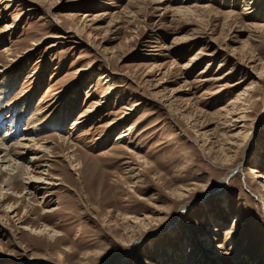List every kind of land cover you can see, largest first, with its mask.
I'll list each match as a JSON object with an SVG mask.
<instances>
[{
	"label": "rangeland",
	"instance_id": "1",
	"mask_svg": "<svg viewBox=\"0 0 264 264\" xmlns=\"http://www.w3.org/2000/svg\"><path fill=\"white\" fill-rule=\"evenodd\" d=\"M3 68L0 264H264V0H0Z\"/></svg>",
	"mask_w": 264,
	"mask_h": 264
},
{
	"label": "bare ground",
	"instance_id": "2",
	"mask_svg": "<svg viewBox=\"0 0 264 264\" xmlns=\"http://www.w3.org/2000/svg\"><path fill=\"white\" fill-rule=\"evenodd\" d=\"M11 28V26H6V28L3 30V31H8L9 29ZM7 51L8 50H5L4 52L7 54ZM8 55V54H7ZM4 70L3 69H0V72H2ZM105 77V76H104ZM221 79V78H220ZM22 97V96H20ZM239 98V97H238ZM21 100V99H20ZM19 101V99H18ZM19 103V102H18ZM243 117V116H242ZM115 123V122H114ZM77 124V122H76ZM10 130V129H9ZM7 131L5 133L4 136L6 135H10L12 134L11 131ZM16 132V131H15ZM131 132H124L120 137H118V139H123L125 138L127 135H129ZM14 136V135H13ZM8 137V136H7ZM7 140V139H6ZM29 143H32L33 145H36L37 146V150L41 149L40 147L41 144H38L36 139H33V138H26L25 135H21V138L19 141L15 142L14 144H11L10 147L9 145H6V141L0 137V152H2L3 156L0 157L1 160L0 162L3 164H0V173L3 171V170H9V171H12L10 172L8 178L6 179L5 181V185H4V188L6 189H11L12 191L14 190L15 188V181L17 180V178L19 177H23V179H25L23 182L28 184L29 187H31L35 192L39 191L40 188V184L42 183H47V184H51L49 182H46L44 181L45 179L41 178V176H34V175H31V172L32 171H29V167L28 166H23L21 165L20 163L14 161L15 158L11 159L12 158V154L15 152H13L12 148L13 147H21V148H26L29 147ZM29 145V146H28ZM24 151V150H23ZM28 151V150H27ZM24 153V152H23ZM1 154V153H0ZM247 154V153H246ZM11 160V161H10ZM69 165L71 168L74 167V165H76V163L74 164L73 161H70L69 162ZM4 169H2V168ZM8 167V168H6ZM252 172H256L254 169H251ZM235 170L233 171H230V173L225 177V179L223 180V182L219 185L220 186H224V184H226V182L229 180V178L231 177V175L234 173ZM42 173V172H41ZM225 181V182H224ZM260 201L263 199L262 196L261 198H259ZM30 229V228H29ZM44 230H40L39 232H43ZM134 244V243H133ZM219 255H222V253H220ZM59 257L61 258V256L59 255Z\"/></svg>",
	"mask_w": 264,
	"mask_h": 264
}]
</instances>
